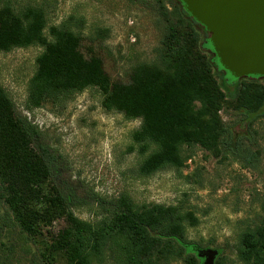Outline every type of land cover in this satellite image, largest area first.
Masks as SVG:
<instances>
[{
    "label": "trees",
    "instance_id": "trees-1",
    "mask_svg": "<svg viewBox=\"0 0 264 264\" xmlns=\"http://www.w3.org/2000/svg\"><path fill=\"white\" fill-rule=\"evenodd\" d=\"M155 3L162 30L155 61L136 65L127 82H112L100 58L81 52L82 18L48 26L42 7L29 5L17 12L9 0H0V53L42 49L27 85L25 109L56 106L72 95L97 90L105 111L140 121L127 150L139 157L140 177L167 169L179 172L195 147L253 166L260 152L244 146L254 141L252 129L264 118V85L257 77L228 82L220 76L207 32L182 3ZM223 110L237 112L239 120L225 123ZM40 135L0 86V264L9 263L12 255L11 234L24 245L41 242L39 254L33 255L38 264H198L189 248L204 247L187 238V230L199 224L193 212L181 206L139 205L127 194L107 199L91 190L81 193L64 178L62 155L53 154ZM93 206L94 220L75 215V210L91 211ZM258 220L236 221L240 264H264V216ZM58 221L64 226L52 233ZM218 251L215 264H226L224 250Z\"/></svg>",
    "mask_w": 264,
    "mask_h": 264
},
{
    "label": "rangeland",
    "instance_id": "rangeland-1",
    "mask_svg": "<svg viewBox=\"0 0 264 264\" xmlns=\"http://www.w3.org/2000/svg\"><path fill=\"white\" fill-rule=\"evenodd\" d=\"M9 1L17 12L29 5L42 7L48 26L58 25L68 17L82 18L85 23L81 52L86 58H100L112 82H127L136 65L155 61L162 36L153 9L157 7L155 0H146V4H133L130 0ZM41 51L32 46L0 53V86L17 110L39 128L41 143L53 154L62 155L64 178L81 193L91 190L107 199L127 194L139 205L181 206L199 220L196 227L187 230L189 241L204 248L223 249L226 264H240L235 256L236 232L240 228L236 221L243 219L254 224L264 216V118L252 129L254 141H245L244 149L260 152L259 161L253 166L244 165L239 157L230 154L214 157L195 147L191 149V159L179 172L167 169L140 177L139 157L127 153L131 134L140 127V121L105 111L97 90L72 95L56 106L44 104L38 109H25L27 85ZM218 73L228 82L233 79L228 73L223 74L220 65ZM256 82L264 85L262 80ZM221 117L225 123L233 124L240 115L223 110ZM95 208L77 209L75 215L92 221ZM63 226L62 221L55 222L51 232L56 233ZM8 240L13 250L6 264H38V257L33 255L41 250L39 240L24 245L22 238L14 234Z\"/></svg>",
    "mask_w": 264,
    "mask_h": 264
},
{
    "label": "water",
    "instance_id": "water-1",
    "mask_svg": "<svg viewBox=\"0 0 264 264\" xmlns=\"http://www.w3.org/2000/svg\"><path fill=\"white\" fill-rule=\"evenodd\" d=\"M209 36L220 67L233 79L264 77V0H179ZM199 264H215L219 251L189 248Z\"/></svg>",
    "mask_w": 264,
    "mask_h": 264
},
{
    "label": "flooded vegetation",
    "instance_id": "flooded-vegetation-1",
    "mask_svg": "<svg viewBox=\"0 0 264 264\" xmlns=\"http://www.w3.org/2000/svg\"><path fill=\"white\" fill-rule=\"evenodd\" d=\"M253 78V77H252ZM257 79L262 80L264 82V77H257ZM206 248V247H205ZM199 264V261H198Z\"/></svg>",
    "mask_w": 264,
    "mask_h": 264
},
{
    "label": "built area",
    "instance_id": "built-area-1",
    "mask_svg": "<svg viewBox=\"0 0 264 264\" xmlns=\"http://www.w3.org/2000/svg\"><path fill=\"white\" fill-rule=\"evenodd\" d=\"M23 111V110H22ZM21 113H23V112H21ZM25 115H28L27 113L25 114ZM27 118H28V116H26ZM29 119V118H28Z\"/></svg>",
    "mask_w": 264,
    "mask_h": 264
}]
</instances>
